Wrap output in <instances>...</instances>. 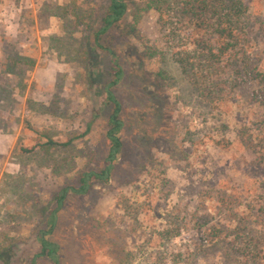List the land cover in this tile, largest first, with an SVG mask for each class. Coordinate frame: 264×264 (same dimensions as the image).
<instances>
[{"label":"rangeland","instance_id":"1","mask_svg":"<svg viewBox=\"0 0 264 264\" xmlns=\"http://www.w3.org/2000/svg\"><path fill=\"white\" fill-rule=\"evenodd\" d=\"M128 1L135 31L102 39L126 68L123 153L58 211L63 264H264V0H239L238 62L199 81L172 58L194 54L189 20ZM107 3L0 0V264H32L53 194L101 165L106 55L92 43Z\"/></svg>","mask_w":264,"mask_h":264},{"label":"trees","instance_id":"2","mask_svg":"<svg viewBox=\"0 0 264 264\" xmlns=\"http://www.w3.org/2000/svg\"><path fill=\"white\" fill-rule=\"evenodd\" d=\"M146 6L145 8L157 9L161 15L169 11L179 18L189 20V25L194 31V34H191L194 45L192 53L194 54H190L186 48H177L173 51L172 58L182 72L195 81H199V76H202L201 72L210 73L213 68L219 69L223 64L238 62L236 46L239 42L238 24L242 15L241 1L147 0ZM128 8V0H108L97 19V26L93 32L92 44L94 48L104 50L106 55L105 68L99 70L97 74V83L101 93L98 113L105 116L106 152L101 158L100 166L79 170L73 180L68 181L53 194L50 205L44 208L42 225L34 235L39 251L33 255L32 264H36L38 258H44L51 264H63L60 246L53 239L59 219L58 211L70 195L81 197L87 194L94 184L108 182L118 159L122 156L124 145L121 133L124 128V120L122 103L117 97L116 91L125 76L126 68L114 47L103 45L102 39L115 28H120L124 35L135 31V24H122L127 16ZM202 85L203 79L198 83V87L204 91L206 88ZM223 86H225L224 83L212 86L207 94L213 96L216 90H220ZM48 144L54 145L55 142L49 140ZM210 229H212L211 242H219L223 239L221 229ZM247 246L248 244L245 245V248L249 247Z\"/></svg>","mask_w":264,"mask_h":264}]
</instances>
